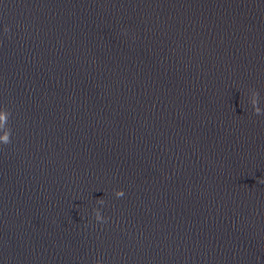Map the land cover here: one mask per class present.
<instances>
[{"label":"water","instance_id":"water-1","mask_svg":"<svg viewBox=\"0 0 264 264\" xmlns=\"http://www.w3.org/2000/svg\"><path fill=\"white\" fill-rule=\"evenodd\" d=\"M0 264H264V0H0Z\"/></svg>","mask_w":264,"mask_h":264},{"label":"clouds","instance_id":"clouds-1","mask_svg":"<svg viewBox=\"0 0 264 264\" xmlns=\"http://www.w3.org/2000/svg\"><path fill=\"white\" fill-rule=\"evenodd\" d=\"M6 31H7V29H6ZM257 114H261L260 112H259V110H257ZM11 141H9V140H7V138H5V144H8V143H10ZM125 195V193H124V191L123 190H120L119 192H118V197H123Z\"/></svg>","mask_w":264,"mask_h":264}]
</instances>
